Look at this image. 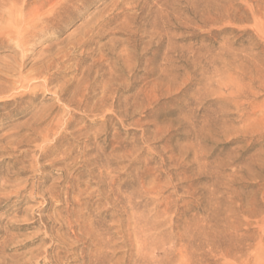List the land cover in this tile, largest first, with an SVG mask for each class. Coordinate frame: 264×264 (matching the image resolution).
I'll list each match as a JSON object with an SVG mask.
<instances>
[{
	"label": "rangeland",
	"instance_id": "obj_1",
	"mask_svg": "<svg viewBox=\"0 0 264 264\" xmlns=\"http://www.w3.org/2000/svg\"><path fill=\"white\" fill-rule=\"evenodd\" d=\"M34 1L0 0V264H264V0H84L20 47Z\"/></svg>",
	"mask_w": 264,
	"mask_h": 264
},
{
	"label": "bare ground",
	"instance_id": "obj_2",
	"mask_svg": "<svg viewBox=\"0 0 264 264\" xmlns=\"http://www.w3.org/2000/svg\"><path fill=\"white\" fill-rule=\"evenodd\" d=\"M10 1H13V3L17 4L19 2H22V9H20L21 11H24L23 8L27 7L28 4L30 3L31 0H3V2H10ZM39 6L37 7V13L34 14V12L31 14V16L29 18H27V15L25 16L26 17V20L25 18L23 20H25L26 24L25 26H20L18 25V27L16 28L15 26V29H17V32L15 33L16 36H15V39L17 38V45L18 46H22V41L25 40L26 37H31L33 35H35L40 29V33L41 31H49L51 30V28H58L59 25L63 22L64 18H65V15L67 14V11L69 8L72 7V5L76 2H82L84 3V0H35ZM34 1V2H35ZM12 3V5H14ZM107 5V4H106ZM77 7V6H76ZM130 7V6H129ZM16 10V9H14ZM13 10V11H14ZM19 12V10H18ZM12 14V13H11ZM22 14V12H21ZM14 16V15H13ZM12 18V17H11ZM17 18V16L15 17V19ZM8 19V18H7ZM9 20V19H8ZM13 20V19H12ZM18 20H20V22L22 21L20 16H18ZM15 21V20H13ZM17 21V19H16ZM9 22V21H8ZM23 22V21H22ZM86 22V21H85ZM18 23V22H16ZM12 24V23H11ZM15 24V22H14ZM92 26V25H91ZM123 26V25H122ZM94 29V28H93ZM56 30V29H55ZM91 28L89 29H86V32L84 33V35L87 33V32H90ZM16 31V30H15ZM127 31V30H126ZM50 32V31H49ZM38 34V33H37ZM14 37V36H13ZM36 37V36H35ZM85 38V37H83ZM34 39V38H32ZM25 42V41H24ZM30 42V41H29ZM118 42V41H117ZM83 43V46H87L89 44V42H82ZM23 47H24V44H23ZM80 47V46H79ZM136 48V47H135ZM22 49V48H21ZM106 50V49H105ZM113 50V49H112ZM65 51V50H64ZM126 51V50H125ZM128 51V50H127ZM46 52V51H45ZM56 53V52H55ZM65 54V53H64ZM136 56V55H135ZM25 57V56H24ZM5 60V59H4ZM130 60V59H129ZM41 62V61H40ZM103 62V61H102ZM132 62V61H131ZM25 63V61H24ZM94 63V62H93ZM26 64V63H25ZM92 64V63H91ZM129 64V63H127ZM22 65V63H21ZM57 65V64H56ZM131 65V64H130ZM20 67V66H19ZM26 67V66H25ZM132 67V66H131ZM128 68V67H127ZM21 69V68H20ZM34 69V68H33ZM86 69V68H85ZM93 69V68H92ZM38 71V70H37ZM88 71V70H87ZM132 72V71H131ZM8 73V72H7ZM84 73V72H83ZM107 73V72H106ZM109 73V72H108ZM133 73V72H132ZM10 74V73H9ZM7 75V74H6ZM20 77H21V73H20ZM25 77V76H24ZM23 77V78H24ZM35 77V76H34ZM82 78V77H81ZM87 78V77H86ZM109 78V77H108ZM122 78V77H121ZM20 79V78H19ZM27 79V78H26ZM31 80V78H30ZM32 81V80H31ZM35 81V80H34ZM126 81V80H125ZM18 82V81H17ZM23 82V81H22ZM33 82V81H32ZM31 82V83H32ZM82 83V82H81ZM28 84V83H27ZM108 84V83H106ZM23 85V84H22ZM5 86V85H4ZM8 86V85H7ZM25 86V85H23ZM6 87V86H5ZM60 87V86H59ZM104 88V87H103ZM32 90V89H31ZM35 90V89H34ZM138 91V90H137ZM99 93V92H98ZM77 94V93H76ZM136 95V94H135ZM13 96V94L11 95ZM115 96V95H114ZM143 97V96H141ZM139 98V97H138ZM96 102V101H95ZM119 102V101H118ZM83 103V102H82ZM136 105V104H135ZM106 108V107H105ZM102 110V109H101ZM105 110V109H104ZM103 110V111H104ZM105 113V112H103ZM126 113V112H125ZM130 113V112H129ZM99 115V114H98ZM107 115V114H106ZM126 115V114H125ZM42 116V115H41ZM74 119V118H73ZM57 127V126H56ZM35 130V129H34ZM50 130V129H49ZM45 132V131H44ZM19 137V136H18ZM55 137V136H54ZM3 139V138H2ZM149 139V138H148ZM153 139V138H152ZM147 141V140H146ZM91 142V141H90ZM4 149V148H3ZM57 155V154H56ZM35 156V155H34ZM38 157V156H37ZM58 157V156H57ZM122 160V159H121ZM2 183V182H1ZM153 186V185H152ZM161 186H164V185H161ZM42 190V189H41ZM3 193V192H2ZM158 193V192H157ZM156 194V193H155ZM167 198V197H166ZM159 204V203H158ZM112 239V238H111ZM105 243V242H104ZM111 246V245H110ZM98 251V250H97ZM102 252V251H100Z\"/></svg>",
	"mask_w": 264,
	"mask_h": 264
}]
</instances>
